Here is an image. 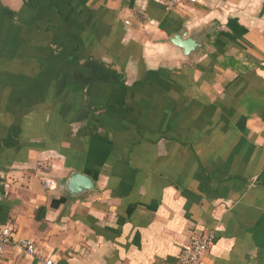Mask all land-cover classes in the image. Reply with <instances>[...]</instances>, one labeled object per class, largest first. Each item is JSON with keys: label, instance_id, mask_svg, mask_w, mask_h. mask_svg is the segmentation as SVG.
Masks as SVG:
<instances>
[{"label": "crops", "instance_id": "1", "mask_svg": "<svg viewBox=\"0 0 264 264\" xmlns=\"http://www.w3.org/2000/svg\"><path fill=\"white\" fill-rule=\"evenodd\" d=\"M0 220L37 252L0 264H175L194 230L264 264V0H0Z\"/></svg>", "mask_w": 264, "mask_h": 264}, {"label": "built area", "instance_id": "2", "mask_svg": "<svg viewBox=\"0 0 264 264\" xmlns=\"http://www.w3.org/2000/svg\"><path fill=\"white\" fill-rule=\"evenodd\" d=\"M167 12L172 11L181 1L195 2L196 0H159ZM46 188L51 189L55 182L51 179H43ZM215 240L214 231H192L186 246L177 257L175 264H204L203 260L211 250ZM8 246L20 249L27 256H35L36 249L33 242L17 239V227L11 220H0V256ZM46 264H53L47 261Z\"/></svg>", "mask_w": 264, "mask_h": 264}, {"label": "water", "instance_id": "3", "mask_svg": "<svg viewBox=\"0 0 264 264\" xmlns=\"http://www.w3.org/2000/svg\"><path fill=\"white\" fill-rule=\"evenodd\" d=\"M200 42L190 38L189 40L183 39L180 35H175L170 39V43L182 48L185 52V55L188 58L197 57L200 55L199 51L204 49V43L200 39ZM93 182L82 174H74L68 183V191L76 196L86 191L93 189Z\"/></svg>", "mask_w": 264, "mask_h": 264}]
</instances>
